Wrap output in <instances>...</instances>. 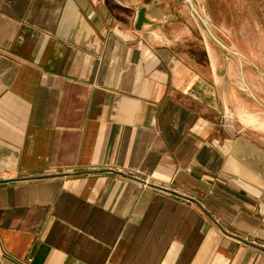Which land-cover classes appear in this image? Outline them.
Segmentation results:
<instances>
[{
  "label": "crops",
  "instance_id": "1",
  "mask_svg": "<svg viewBox=\"0 0 264 264\" xmlns=\"http://www.w3.org/2000/svg\"><path fill=\"white\" fill-rule=\"evenodd\" d=\"M138 2L0 0V264H264L217 45Z\"/></svg>",
  "mask_w": 264,
  "mask_h": 264
},
{
  "label": "rangeland",
  "instance_id": "2",
  "mask_svg": "<svg viewBox=\"0 0 264 264\" xmlns=\"http://www.w3.org/2000/svg\"><path fill=\"white\" fill-rule=\"evenodd\" d=\"M127 1L165 8L172 23L197 25L215 41L222 80L236 97L231 108H223L227 118L221 122L250 133L254 146L264 149V0Z\"/></svg>",
  "mask_w": 264,
  "mask_h": 264
},
{
  "label": "water",
  "instance_id": "3",
  "mask_svg": "<svg viewBox=\"0 0 264 264\" xmlns=\"http://www.w3.org/2000/svg\"><path fill=\"white\" fill-rule=\"evenodd\" d=\"M113 3L116 4L115 1H113ZM144 12H145V7H141L138 9V11L136 13L134 28L137 30L140 29V27L143 23L148 22V19L145 17Z\"/></svg>",
  "mask_w": 264,
  "mask_h": 264
},
{
  "label": "built area",
  "instance_id": "4",
  "mask_svg": "<svg viewBox=\"0 0 264 264\" xmlns=\"http://www.w3.org/2000/svg\"><path fill=\"white\" fill-rule=\"evenodd\" d=\"M225 118H227L226 114L222 115L221 119H225Z\"/></svg>",
  "mask_w": 264,
  "mask_h": 264
}]
</instances>
